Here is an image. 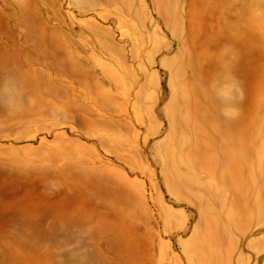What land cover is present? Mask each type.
<instances>
[{"label": "rangeland", "instance_id": "1", "mask_svg": "<svg viewBox=\"0 0 264 264\" xmlns=\"http://www.w3.org/2000/svg\"><path fill=\"white\" fill-rule=\"evenodd\" d=\"M0 264H264V0H0Z\"/></svg>", "mask_w": 264, "mask_h": 264}]
</instances>
